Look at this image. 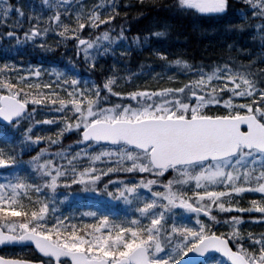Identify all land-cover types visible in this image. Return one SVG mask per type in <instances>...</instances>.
Segmentation results:
<instances>
[{
  "label": "snow or ice",
  "instance_id": "1",
  "mask_svg": "<svg viewBox=\"0 0 264 264\" xmlns=\"http://www.w3.org/2000/svg\"><path fill=\"white\" fill-rule=\"evenodd\" d=\"M242 4L175 0L192 15L234 12L226 30L249 33L236 46L247 59L204 63L154 47L166 26L133 32L130 0H41L39 12L0 0V47L19 57L0 61V125L12 129L0 137V264H264V228L243 229L264 225V0ZM70 41L63 67L24 60L63 57ZM145 48L159 65L130 70ZM25 246L35 255L4 251Z\"/></svg>",
  "mask_w": 264,
  "mask_h": 264
},
{
  "label": "trees",
  "instance_id": "2",
  "mask_svg": "<svg viewBox=\"0 0 264 264\" xmlns=\"http://www.w3.org/2000/svg\"><path fill=\"white\" fill-rule=\"evenodd\" d=\"M35 8L41 9V0H33ZM13 4L16 2L11 0ZM87 2H96V0H87ZM123 4L124 0H119ZM130 3L133 5L130 8H121L120 11L127 12L128 17L127 21L129 26L132 28L133 32L137 29H142L144 31L148 30H158L166 26L167 30L164 36L153 38L151 44L160 49L166 50L170 54V58H175V55H183L184 58L189 59L190 61H204V63H209L211 61L223 62L224 58L229 55L231 51L232 54L236 56V59H247L248 57L237 54L236 46L247 48L249 47V42L246 39V36L249 33L245 32L243 34L237 35L235 32L227 31L225 26L230 23H237L238 18L235 13H229L227 16H206V15H192L190 13L180 12L175 9V0H130ZM231 3L239 8L243 7L242 0H231ZM42 10V9H41ZM27 11V10H26ZM47 15V13H45ZM27 19V16L25 17ZM11 21H13L11 19ZM8 24H12L13 22ZM121 23V18L116 20V26L119 27ZM27 26V22L22 23ZM155 25V27H154ZM2 31H8V28L5 26ZM23 31V29H21ZM95 32H92L91 35L95 36ZM116 33H113L115 35ZM85 35H88V32L85 31ZM53 39L52 36H49V40ZM234 42V47L229 50L227 45ZM3 43L9 44L11 41H3ZM74 41H70L67 45L68 51L64 52L63 57L61 56L60 50L56 52H40L38 51L35 54L24 56L25 62H31L33 64L41 63L44 67H48L53 61L58 63L61 67L67 63L69 56L74 58L75 53L72 50V44ZM150 49L145 48L143 52L134 53L131 59V64L129 65L130 70L135 71L139 67L142 60L148 63H155L159 65V61L154 59L147 58ZM7 59H19L18 56H12L11 54H6L4 49L0 47V61ZM111 59V60H110ZM112 58L110 56L101 58L97 63V69L100 68V65L103 64L105 68L112 64ZM80 71L81 75L84 76L87 72L86 68L83 65L82 59L80 62ZM151 71H160V68L153 67ZM176 71V69H173ZM94 77L99 81L102 79L103 73L99 71L93 73ZM185 79L186 77H181ZM36 119H42V114L37 113ZM59 125L55 126H45L43 130L37 128L33 135L36 132H48L54 133L56 128ZM12 129L7 128L3 125H0V137L4 135H11ZM76 139L74 135L65 136L62 144H56L53 146L55 148L62 147L63 145L69 144L72 140ZM41 147L43 144L40 145ZM38 150V149H36ZM75 149H73L74 151ZM33 152H27L24 156V159H27V156L32 155ZM252 198H258V194H248L242 195V205L247 207V201ZM67 210V209H65ZM232 214H240L238 212H233ZM253 215L257 214L255 211ZM247 216V214H245ZM223 220V217H219ZM264 228V225L253 224L251 228L244 230H253L260 231Z\"/></svg>",
  "mask_w": 264,
  "mask_h": 264
},
{
  "label": "flooded vegetation",
  "instance_id": "3",
  "mask_svg": "<svg viewBox=\"0 0 264 264\" xmlns=\"http://www.w3.org/2000/svg\"><path fill=\"white\" fill-rule=\"evenodd\" d=\"M5 252H15V253H24L28 258H31L35 253H33L32 249L30 247H25L23 249L21 248H15V249H5Z\"/></svg>",
  "mask_w": 264,
  "mask_h": 264
},
{
  "label": "rangeland",
  "instance_id": "4",
  "mask_svg": "<svg viewBox=\"0 0 264 264\" xmlns=\"http://www.w3.org/2000/svg\"><path fill=\"white\" fill-rule=\"evenodd\" d=\"M150 75H151V73L149 72V73L147 74V76L141 78V79H140V83H143L144 80L147 79L148 76H150ZM181 79H182V78H181ZM152 83L155 84L156 82H155V81H152ZM251 227H252V225H248V224L243 225V229H248V228H251Z\"/></svg>",
  "mask_w": 264,
  "mask_h": 264
}]
</instances>
